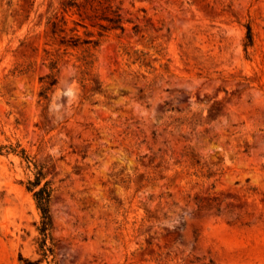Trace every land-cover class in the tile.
<instances>
[{"label": "rangeland", "instance_id": "374dc122", "mask_svg": "<svg viewBox=\"0 0 264 264\" xmlns=\"http://www.w3.org/2000/svg\"><path fill=\"white\" fill-rule=\"evenodd\" d=\"M51 18L98 44L54 43ZM16 142L52 182L56 264H264V0H0V144ZM29 176L0 153V264L40 257Z\"/></svg>", "mask_w": 264, "mask_h": 264}, {"label": "trees", "instance_id": "16d2710c", "mask_svg": "<svg viewBox=\"0 0 264 264\" xmlns=\"http://www.w3.org/2000/svg\"><path fill=\"white\" fill-rule=\"evenodd\" d=\"M65 11H68L72 8H75L77 12L80 10V6L77 2H68V4H63ZM106 11L111 15L101 16L107 23H110L109 28H123L121 23V17L119 13V6L108 3L106 6ZM50 29L54 37V43L65 46V49L68 47H76L78 45H89L93 46L98 44L99 38H90V37H81L78 34V29L76 26L70 27V31H74L68 37H66L65 25L67 24L66 19H57L51 18ZM74 23L79 24L78 21L74 20ZM83 25V24H81ZM101 30H99L98 35L102 36L105 29L104 24H99ZM108 28V29H109ZM253 43V33L250 23H245V36L243 40L244 50L247 51V48ZM88 49L85 48L84 51ZM81 65L83 66L80 69V81L85 82L87 80V75L91 73L93 66V58L90 52H83L80 56ZM132 63H137L139 66L145 65L150 68H155L150 60L146 59L144 54H137L131 58ZM50 72L45 75L44 83L40 89L39 96L43 100H49V91L55 85L57 81L56 71H57V60L52 59L49 64ZM44 78V77H43ZM175 121L178 124H187L190 126L195 125V121L190 117H177ZM0 153H13L18 155L24 162L25 168L32 171V177H28L25 182H23L26 190L31 193L33 200L37 209L40 212V220L36 225L39 235L36 237L35 242L37 243V252L40 257L30 258L24 256L21 252L19 253V260L22 264H43V261H46L47 264H56L53 260L52 255V244L53 238L51 235L53 227V218L51 212V200L53 196V186L52 182L44 171V165L38 162L34 156H32L24 146H21L19 142L0 144Z\"/></svg>", "mask_w": 264, "mask_h": 264}]
</instances>
